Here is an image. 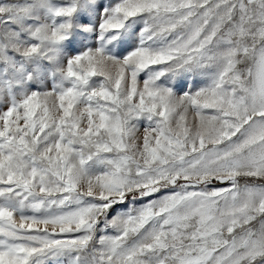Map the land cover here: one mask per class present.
Returning a JSON list of instances; mask_svg holds the SVG:
<instances>
[{"label": "snow or ice", "instance_id": "snow-or-ice-1", "mask_svg": "<svg viewBox=\"0 0 264 264\" xmlns=\"http://www.w3.org/2000/svg\"><path fill=\"white\" fill-rule=\"evenodd\" d=\"M0 264H264V0H0Z\"/></svg>", "mask_w": 264, "mask_h": 264}]
</instances>
